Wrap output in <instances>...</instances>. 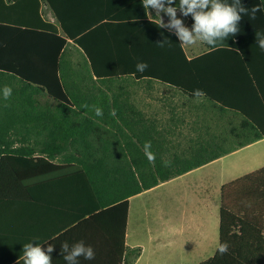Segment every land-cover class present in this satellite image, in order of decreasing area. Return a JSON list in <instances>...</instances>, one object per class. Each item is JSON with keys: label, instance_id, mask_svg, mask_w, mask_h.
I'll list each match as a JSON object with an SVG mask.
<instances>
[{"label": "trees", "instance_id": "16d2710c", "mask_svg": "<svg viewBox=\"0 0 264 264\" xmlns=\"http://www.w3.org/2000/svg\"><path fill=\"white\" fill-rule=\"evenodd\" d=\"M241 4L248 14L238 33L189 59L142 0H0V89L12 88L7 100L0 93V162L34 154L78 162L85 174L78 223L113 234L108 264H135L142 255L127 245L131 197L264 139V50L256 43L264 36V0ZM140 62L144 72L136 70ZM153 82L179 92L194 111L208 109L217 129L223 118L222 133H207L201 117L180 133L147 117L133 100L137 85ZM221 243L226 253L217 249L199 264H264V168L222 187Z\"/></svg>", "mask_w": 264, "mask_h": 264}, {"label": "crops", "instance_id": "0c3cea01", "mask_svg": "<svg viewBox=\"0 0 264 264\" xmlns=\"http://www.w3.org/2000/svg\"><path fill=\"white\" fill-rule=\"evenodd\" d=\"M42 9L45 18L52 24H56V18L51 9L45 4ZM160 15L164 22H168L169 17L167 15L164 13H160ZM180 15L181 13L178 11L177 17L181 19ZM187 21L189 22L188 19ZM139 29H142V26ZM171 31L174 32V30ZM205 46L206 50L197 55H190L186 47L184 48L188 58L193 59L209 51L207 45ZM77 56H79L78 53ZM133 102L147 117H155L162 121L165 126L175 129L179 133L186 131L195 116L204 118L207 133H218L217 130L222 133L223 131V118L220 117L221 126L217 129L215 124L208 123L214 114L210 113L208 109L202 112L197 111L196 108L194 111V108L188 106L187 100H133ZM208 105L209 108L213 107V104L209 103ZM224 128L227 129L225 126ZM18 148H20L19 145L10 147L11 150ZM250 149H256L252 162L259 164V167L253 171H247L244 175L233 177V174L237 172L236 170L247 168L248 164L244 162L245 165L238 167V169L235 165L233 170H227L221 165L230 157ZM6 158L7 160L0 162V166L3 165V168L0 167V264H19L23 256V245L27 243L41 244L45 250L49 244L53 245L54 251L50 254L52 264H66L61 246L68 243L71 247L81 241L94 249L95 258L86 260L80 257L79 264H108V253L111 247L113 248V243L110 242L113 234L104 225L82 226L78 223L85 209L83 167L78 162L66 163L62 157L48 160L47 157L39 154L8 155ZM108 164L110 165V162ZM262 168H264V139L183 176L161 183L140 195L131 197L129 199L127 245L130 248L142 249L143 237L141 232L139 233V225L135 228L131 226L132 203L135 199H142L140 205L145 207L142 209L145 216L148 218L150 212H154L155 223L168 227L173 240L183 241L181 247L183 249L180 251L182 257L191 259L200 256L202 253L211 252L213 236L217 228L218 230L220 228L222 187ZM202 170H204L201 177L204 188L203 202L200 201L199 206H194L195 210H189L184 219L176 218L179 196H177L175 189L171 188L168 196L164 199L154 194L161 188ZM154 201V208L159 209V211L148 208L149 203ZM162 209L163 211H161ZM145 231V235L156 233L157 239H152L154 242L166 240L162 236L159 237L158 229L152 230L147 226ZM217 249H215L214 254ZM178 256L176 257L178 258ZM141 257L142 255L135 264H138Z\"/></svg>", "mask_w": 264, "mask_h": 264}, {"label": "clouds", "instance_id": "9594fccd", "mask_svg": "<svg viewBox=\"0 0 264 264\" xmlns=\"http://www.w3.org/2000/svg\"><path fill=\"white\" fill-rule=\"evenodd\" d=\"M175 0H142L144 9H153L156 11L160 28L174 30V34L181 41V47H191L198 43L210 46L216 50L224 46L229 36H235L239 31V22L243 15L248 14V9L241 4V0H233L232 3L223 2V0H179L178 5L173 6ZM182 16H191L194 23L189 28L185 26L182 19L177 17V12ZM261 11L260 7L251 8V16L254 19L255 14ZM160 13H164L169 17L165 23ZM163 43V42H162ZM256 43L264 50V36L256 35ZM148 65L140 62L136 65L138 72H144ZM3 99L7 100L12 95V88L4 86L0 89ZM194 96L202 97V90H195ZM85 107H88L85 105ZM97 116L103 115V110L99 107L92 106ZM111 115L115 116V110ZM144 152L150 163L155 162V154L151 151V142L146 141L144 144ZM166 166L168 162H165ZM54 246L49 244L47 249L41 247V244L27 243L23 245V261L24 264H52L51 253ZM220 254L228 251L227 243L218 245ZM61 252L66 264H79V258L86 260L95 258L94 249L86 246L83 241L77 242L71 247L68 243L61 246Z\"/></svg>", "mask_w": 264, "mask_h": 264}, {"label": "rangeland", "instance_id": "374dc122", "mask_svg": "<svg viewBox=\"0 0 264 264\" xmlns=\"http://www.w3.org/2000/svg\"><path fill=\"white\" fill-rule=\"evenodd\" d=\"M180 16L185 26L191 28L192 25L187 21V19L182 15ZM165 23H167V21H165ZM186 49L190 55H197L204 52L206 50V46L205 44L198 43L195 46L186 47ZM136 92L137 100H185L184 96L179 92L171 89L168 86L155 82L150 84L142 83L137 85ZM255 154L256 149H250L237 156L230 157L221 165L228 170L232 168L234 169L235 165L238 169V167L248 164L247 168L238 169L236 170L237 172L233 174V177H236L238 175L241 176L246 174L247 171H253L257 167H259V164H254V162H252V157ZM203 172L204 170L197 172L194 175L182 179L176 183H172L167 187H163L154 195H158L164 199L168 196L169 190L171 188L175 189V191L177 192V196H179V208L177 210L176 218L178 217V219H184L186 213H189V210H195L194 206H199L200 201L203 202L204 188L203 183L201 182V177L204 174ZM141 200L142 199H135L133 201L131 213V226L132 228H135L137 225H139L138 230L139 233L141 232L143 237V242L141 243L143 254L138 264H198L212 257L215 249L218 248L219 244L218 228L217 231H215V235L213 236L214 241L212 243L213 245L211 252L202 253L200 256L191 259L184 258L182 257V253H180V251H182L183 249L181 248L183 245V241L177 239L173 240L172 233L170 232L168 227L162 225L161 227L159 224H156V216L154 215V212H150L149 217L147 218L144 212H142V209H144L145 207H142L140 205ZM155 201L149 203L148 208H150V210L155 207ZM144 203H147V201H144ZM157 210L159 211V209H153V211ZM161 211H163V209ZM147 226L152 230L158 229L159 233L157 234L159 235V237L162 236L163 238H166V240L161 242H154V240L152 239H157L156 233H153V235H145ZM176 256H178L179 259Z\"/></svg>", "mask_w": 264, "mask_h": 264}]
</instances>
